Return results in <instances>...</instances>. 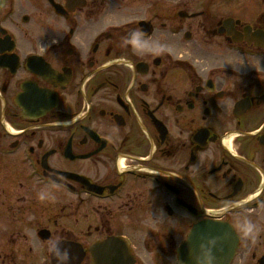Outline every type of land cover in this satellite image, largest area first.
<instances>
[{
    "label": "flooded vegetation",
    "instance_id": "flooded-vegetation-1",
    "mask_svg": "<svg viewBox=\"0 0 264 264\" xmlns=\"http://www.w3.org/2000/svg\"><path fill=\"white\" fill-rule=\"evenodd\" d=\"M206 222L264 264V0H6L0 264H182Z\"/></svg>",
    "mask_w": 264,
    "mask_h": 264
},
{
    "label": "water",
    "instance_id": "water-1",
    "mask_svg": "<svg viewBox=\"0 0 264 264\" xmlns=\"http://www.w3.org/2000/svg\"><path fill=\"white\" fill-rule=\"evenodd\" d=\"M4 0H0V7ZM215 241V244L210 245L209 241ZM237 239L226 226L217 223H202L197 226L189 238V242L185 244L180 251V259L183 264H194V257L202 255L201 245H204V250L209 251L214 257L213 264H229L231 261ZM111 246V245H110ZM101 252L108 249L107 243L98 248ZM109 249H112L111 247ZM119 256H112L110 264H119L120 259L128 263V257L124 249L120 248ZM191 259H190V258ZM126 263V264H127ZM123 264V263H120Z\"/></svg>",
    "mask_w": 264,
    "mask_h": 264
},
{
    "label": "clouds",
    "instance_id": "clouds-1",
    "mask_svg": "<svg viewBox=\"0 0 264 264\" xmlns=\"http://www.w3.org/2000/svg\"><path fill=\"white\" fill-rule=\"evenodd\" d=\"M139 35V34H137ZM40 199H44V194H40ZM257 225L254 224L251 220L245 219L241 226V234L245 238H251L255 235L257 232ZM210 245L215 244V241H209ZM49 252L59 259H62L61 257V250L59 248V245L56 242H51L48 248ZM201 251L202 255H198L194 257V264H213L214 257L210 254L209 251L204 250V245H201Z\"/></svg>",
    "mask_w": 264,
    "mask_h": 264
}]
</instances>
